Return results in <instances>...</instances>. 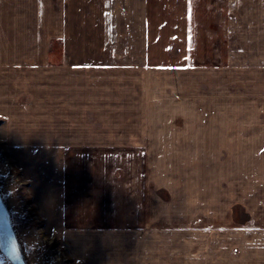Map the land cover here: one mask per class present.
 Here are the masks:
<instances>
[{"label":"crops","instance_id":"0c3cea01","mask_svg":"<svg viewBox=\"0 0 264 264\" xmlns=\"http://www.w3.org/2000/svg\"><path fill=\"white\" fill-rule=\"evenodd\" d=\"M165 4L0 0L5 144L71 155L30 179L76 263L264 264V0H209L206 68ZM172 148L208 158L109 159Z\"/></svg>","mask_w":264,"mask_h":264},{"label":"rangeland","instance_id":"374dc122","mask_svg":"<svg viewBox=\"0 0 264 264\" xmlns=\"http://www.w3.org/2000/svg\"><path fill=\"white\" fill-rule=\"evenodd\" d=\"M186 1L187 4L183 0H161L162 3H166L165 5L173 4V7L163 6L166 11L172 8L176 13L181 7L184 13H187L189 54H187L186 62L193 66L206 68L211 63L208 44L209 0ZM178 24V21L159 23V25L166 26L164 31L167 32L169 42L175 40L174 35H176ZM211 25L213 24L211 23ZM157 107L163 109L160 103H157ZM158 135L157 137H164L160 131ZM4 138V122L0 119V198L7 209L22 258L26 264H79L67 256L59 231L47 226L45 218L36 204L32 192L33 183L30 179L34 170L33 165H35L33 161H42V163L37 162L41 163L40 167L44 169L51 167L52 169L58 164V161H65L71 155L67 153L68 151L53 153L43 151L35 155L17 153L7 148ZM109 152L105 151L103 157L108 158ZM207 158V150L203 148L195 150L191 148L152 149L149 151L120 150L113 151L109 157L114 161H207ZM48 161H50L49 166ZM0 264H13L1 247Z\"/></svg>","mask_w":264,"mask_h":264},{"label":"water","instance_id":"95a60500","mask_svg":"<svg viewBox=\"0 0 264 264\" xmlns=\"http://www.w3.org/2000/svg\"><path fill=\"white\" fill-rule=\"evenodd\" d=\"M0 247L13 264H26L22 258L7 209L0 198Z\"/></svg>","mask_w":264,"mask_h":264}]
</instances>
